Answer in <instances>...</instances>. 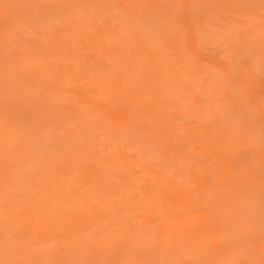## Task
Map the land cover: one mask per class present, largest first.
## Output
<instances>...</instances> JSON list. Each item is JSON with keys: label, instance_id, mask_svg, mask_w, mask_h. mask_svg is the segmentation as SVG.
<instances>
[{"label": "rangeland", "instance_id": "374dc122", "mask_svg": "<svg viewBox=\"0 0 264 264\" xmlns=\"http://www.w3.org/2000/svg\"><path fill=\"white\" fill-rule=\"evenodd\" d=\"M0 264H264V0H0Z\"/></svg>", "mask_w": 264, "mask_h": 264}]
</instances>
